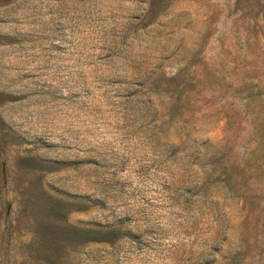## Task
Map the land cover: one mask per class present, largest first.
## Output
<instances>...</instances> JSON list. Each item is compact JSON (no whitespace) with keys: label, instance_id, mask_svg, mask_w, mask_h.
I'll list each match as a JSON object with an SVG mask.
<instances>
[{"label":"rangeland","instance_id":"rangeland-1","mask_svg":"<svg viewBox=\"0 0 264 264\" xmlns=\"http://www.w3.org/2000/svg\"><path fill=\"white\" fill-rule=\"evenodd\" d=\"M0 264H264V0H0Z\"/></svg>","mask_w":264,"mask_h":264}]
</instances>
